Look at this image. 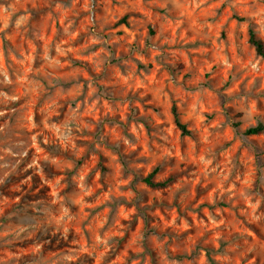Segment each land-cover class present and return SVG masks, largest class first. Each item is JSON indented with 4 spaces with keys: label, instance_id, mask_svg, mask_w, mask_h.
Returning <instances> with one entry per match:
<instances>
[{
    "label": "rangeland",
    "instance_id": "rangeland-1",
    "mask_svg": "<svg viewBox=\"0 0 264 264\" xmlns=\"http://www.w3.org/2000/svg\"><path fill=\"white\" fill-rule=\"evenodd\" d=\"M250 27L264 0H0V264H264Z\"/></svg>",
    "mask_w": 264,
    "mask_h": 264
},
{
    "label": "trees",
    "instance_id": "trees-1",
    "mask_svg": "<svg viewBox=\"0 0 264 264\" xmlns=\"http://www.w3.org/2000/svg\"><path fill=\"white\" fill-rule=\"evenodd\" d=\"M121 22L126 23L127 22V16H124L121 19ZM249 42L255 47L257 54L264 57V40L258 36L256 30L253 27H250V29H249ZM172 112H173L175 124L180 129L182 135H190L191 131L188 129L187 124L182 121L176 104H173ZM235 126L239 127V123H235ZM263 132H264V123L263 122H259L257 125L251 126L245 130L246 135H258V134H261ZM155 174H156V170L151 172L148 176L144 177L142 179L143 182H145L146 184H148L151 187L166 186L167 183L169 182V180H167V181H155V179H154ZM220 204L223 205V203H220ZM215 252L216 251L213 249L208 251V256H209L212 264H216V262L214 261V259L212 257V254Z\"/></svg>",
    "mask_w": 264,
    "mask_h": 264
}]
</instances>
